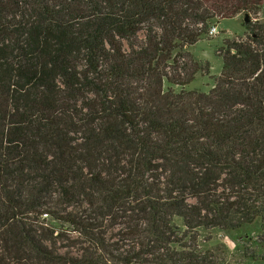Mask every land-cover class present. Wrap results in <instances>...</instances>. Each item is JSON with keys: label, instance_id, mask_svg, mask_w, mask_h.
I'll return each mask as SVG.
<instances>
[{"label": "trees", "instance_id": "obj_1", "mask_svg": "<svg viewBox=\"0 0 264 264\" xmlns=\"http://www.w3.org/2000/svg\"><path fill=\"white\" fill-rule=\"evenodd\" d=\"M263 12L0 0V264H221L201 232L264 236ZM246 15L214 87L187 90L190 48Z\"/></svg>", "mask_w": 264, "mask_h": 264}, {"label": "rangeland", "instance_id": "obj_2", "mask_svg": "<svg viewBox=\"0 0 264 264\" xmlns=\"http://www.w3.org/2000/svg\"><path fill=\"white\" fill-rule=\"evenodd\" d=\"M254 18L253 20L257 21L258 16ZM258 21H264V12L259 15ZM244 23V16L221 21L217 24L215 36L207 35L190 48L189 52L201 68V72L187 90L209 92L214 87V79L223 70L222 60L227 42L246 41V36L249 35L243 27ZM201 241L202 249L205 251L215 248L223 251L224 256H219V261L223 259L221 264H264V236L258 223L240 231H203Z\"/></svg>", "mask_w": 264, "mask_h": 264}, {"label": "built area", "instance_id": "obj_3", "mask_svg": "<svg viewBox=\"0 0 264 264\" xmlns=\"http://www.w3.org/2000/svg\"><path fill=\"white\" fill-rule=\"evenodd\" d=\"M218 26H213L211 29H210V31H209V35L211 36V37H213V36H215L216 34H217V28Z\"/></svg>", "mask_w": 264, "mask_h": 264}, {"label": "water", "instance_id": "obj_4", "mask_svg": "<svg viewBox=\"0 0 264 264\" xmlns=\"http://www.w3.org/2000/svg\"><path fill=\"white\" fill-rule=\"evenodd\" d=\"M250 22V18L248 15L245 16V23H249Z\"/></svg>", "mask_w": 264, "mask_h": 264}]
</instances>
